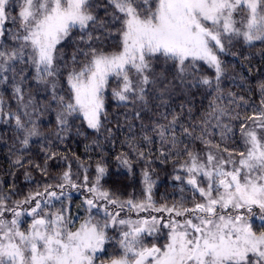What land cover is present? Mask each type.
<instances>
[{"label":"snow or ice","instance_id":"1","mask_svg":"<svg viewBox=\"0 0 264 264\" xmlns=\"http://www.w3.org/2000/svg\"><path fill=\"white\" fill-rule=\"evenodd\" d=\"M256 42L264 0H0V86L17 101L13 111L0 93V120L14 121L0 264H264V79L256 101L225 59L248 60ZM176 88L211 97L208 109L161 112ZM109 100L131 109L126 151L106 150L122 130L109 126ZM86 130L82 158L67 141ZM169 161L191 193L171 203L152 178ZM137 165L138 191L120 182Z\"/></svg>","mask_w":264,"mask_h":264},{"label":"trees","instance_id":"2","mask_svg":"<svg viewBox=\"0 0 264 264\" xmlns=\"http://www.w3.org/2000/svg\"><path fill=\"white\" fill-rule=\"evenodd\" d=\"M73 49L69 47L67 49V52L69 55H71V52ZM237 51H241V49L238 47ZM243 55L248 56V60H243V57H232L228 56L226 57V61L228 64V71L230 75H236L237 76V84L243 82L246 84V86H250L252 88L251 96L253 99L258 101L259 99V92L256 88L257 83L264 79V45L260 44L259 42L255 43L254 47H247L245 46L243 49ZM243 65V66H242ZM249 67L251 68V71H249ZM241 74L244 77V80L241 81L240 76ZM171 79V77H169ZM224 85L226 88V91H233L238 94L245 95L246 97L249 95L248 91L246 89L242 90L240 87L233 86L231 80L224 81ZM33 95L35 96V99L39 103H43L42 95L37 94V90L35 87L31 89ZM193 93H195V96L188 94L186 90H181L180 88H176L173 91L172 96L168 99V104L170 105V108L168 109H160L161 112L163 111H173L176 113L181 112V105H185L184 111L187 110V104L186 101L193 100L195 104V108L193 109V113L195 115L202 114L204 111L208 109V105L211 97L204 98L199 91L196 89L192 90ZM0 93H3V99L6 106L10 105L12 110H16L17 101L16 99L11 95V89L9 88L7 91L4 90L3 86H0ZM109 120L111 121L110 127H112L114 130L116 129L117 121H119V124L122 126V130L119 132H116V141L115 145L113 146V143H110L108 141H104L106 150L108 152H113V147H115V151H126V148H122L120 142L124 139L125 135L128 134V130L125 124V117L124 113L131 111L130 108H124V107H117L115 101L109 100ZM7 110V108H6ZM169 119H171V116H169ZM41 130L44 132H52L55 129V117L53 115L45 114L41 117ZM147 123V120H145ZM136 124H139V121H135ZM14 124V121L12 122ZM12 124H6L3 120H0V179H5L6 177V170L9 168V156H10V148L13 143V132H12ZM89 139L85 140L83 137H76L75 135L72 136L67 141L68 147L75 151L77 154H79L82 158H84V144L90 143L91 139L94 136V133H92L91 130H86ZM215 140L219 142V136L215 137ZM196 147L202 148L203 146L197 143ZM35 148V146H34ZM93 157H96V153H91ZM75 167V166H74ZM152 168L155 169V172L153 174V180L156 182V187L154 189L155 196L157 200H161V198H165L167 202L171 203L173 200H179L181 196L188 197L191 195V193L187 190H185L183 193L180 191V187L176 184L175 181L172 180V163L169 161L165 165L159 164V162H156L152 165ZM135 177H128L127 171L125 169L120 170V182L122 184H135V187L139 188V180H140V166L137 165L135 169ZM18 180L17 182L21 185V187L24 189V191H27L30 187H34V185H30L25 183L24 176H23V170H20L17 173ZM33 176L36 179H39V174L37 172H33ZM128 191H133L132 187L128 188ZM74 201L73 204L79 203V198L76 193H73ZM73 211H75V207H73Z\"/></svg>","mask_w":264,"mask_h":264}]
</instances>
